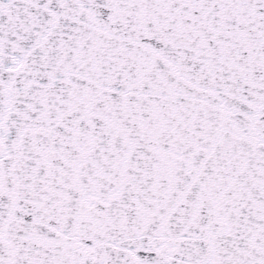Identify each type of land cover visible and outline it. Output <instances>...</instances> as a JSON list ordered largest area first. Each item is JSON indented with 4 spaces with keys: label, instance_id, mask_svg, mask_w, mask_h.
I'll list each match as a JSON object with an SVG mask.
<instances>
[{
    "label": "snow or ice",
    "instance_id": "obj_1",
    "mask_svg": "<svg viewBox=\"0 0 264 264\" xmlns=\"http://www.w3.org/2000/svg\"><path fill=\"white\" fill-rule=\"evenodd\" d=\"M0 264H264V0H0Z\"/></svg>",
    "mask_w": 264,
    "mask_h": 264
}]
</instances>
